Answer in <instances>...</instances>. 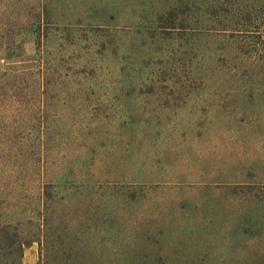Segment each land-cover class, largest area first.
Masks as SVG:
<instances>
[{
	"label": "rangeland",
	"instance_id": "1",
	"mask_svg": "<svg viewBox=\"0 0 264 264\" xmlns=\"http://www.w3.org/2000/svg\"><path fill=\"white\" fill-rule=\"evenodd\" d=\"M0 225L21 264H264V0H0Z\"/></svg>",
	"mask_w": 264,
	"mask_h": 264
},
{
	"label": "trees",
	"instance_id": "2",
	"mask_svg": "<svg viewBox=\"0 0 264 264\" xmlns=\"http://www.w3.org/2000/svg\"><path fill=\"white\" fill-rule=\"evenodd\" d=\"M24 246L15 228L0 225V264H21Z\"/></svg>",
	"mask_w": 264,
	"mask_h": 264
},
{
	"label": "crops",
	"instance_id": "3",
	"mask_svg": "<svg viewBox=\"0 0 264 264\" xmlns=\"http://www.w3.org/2000/svg\"><path fill=\"white\" fill-rule=\"evenodd\" d=\"M24 259L27 261V258L26 257Z\"/></svg>",
	"mask_w": 264,
	"mask_h": 264
}]
</instances>
